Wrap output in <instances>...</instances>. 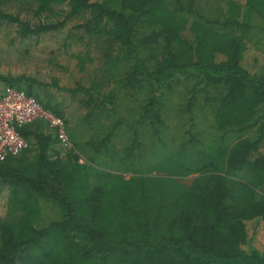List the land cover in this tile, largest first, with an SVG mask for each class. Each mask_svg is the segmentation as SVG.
Returning a JSON list of instances; mask_svg holds the SVG:
<instances>
[{
    "label": "trees",
    "instance_id": "16d2710c",
    "mask_svg": "<svg viewBox=\"0 0 264 264\" xmlns=\"http://www.w3.org/2000/svg\"><path fill=\"white\" fill-rule=\"evenodd\" d=\"M9 1L0 24L14 22L19 39L74 20V43L94 46L100 64L68 89L82 145L63 150L39 118L18 127L28 148L0 162V264H264L248 232L264 226V75L245 64L264 57L251 41L264 0L213 2L215 17L199 0H22L17 14ZM91 52L72 54L68 73L85 72ZM0 83L60 117L69 139L82 132L48 84ZM89 145L82 162L75 150Z\"/></svg>",
    "mask_w": 264,
    "mask_h": 264
},
{
    "label": "rangeland",
    "instance_id": "374dc122",
    "mask_svg": "<svg viewBox=\"0 0 264 264\" xmlns=\"http://www.w3.org/2000/svg\"><path fill=\"white\" fill-rule=\"evenodd\" d=\"M213 2H218L221 5L225 3L224 0H199V5L203 8H207L205 14L210 17H215L216 14L212 8L210 9ZM24 3L25 1L22 0H10L6 6V10L12 14H17L22 11V7H28L22 5ZM75 22L74 20L71 22L68 20L62 28L54 32H43L40 35H32L24 39H19L15 36L16 24L14 22L0 24V74L13 76L25 75L48 84L49 86L44 87L43 90L49 91V98L59 103L64 114H73L74 119L83 112V109L77 104L78 101L76 102V95L78 94L73 95L68 89L72 88V86H76L78 83L88 85L91 76L96 69H98L100 64V55L95 51V47L91 46L87 50L90 51L92 49L89 55L94 57V62L87 66L85 72L78 73L74 70L72 74L68 73L73 70V67L75 68V58L72 57V54H76L81 49L87 51L86 47L82 48L83 45L79 43L81 41L78 42V45L74 43L73 37L77 32L76 27H73ZM256 23L260 26V30H258L260 32L255 34L251 41L254 43L255 48L257 47L264 52V31L261 30L264 28V24L260 19H256ZM67 34L68 36H66ZM71 42L73 44H71ZM256 49L252 48L246 51L245 55L248 56L250 54L251 56L253 53L255 54ZM261 51L259 52L263 54ZM246 61L245 64H247L251 72L264 75V57L256 61L253 67H250L249 60ZM55 83L57 86L53 85ZM0 86L3 87V84L0 83ZM41 92L42 90L38 93ZM42 97L43 100L46 99L45 95ZM74 123L75 121L70 125ZM183 126L185 127L186 124ZM72 127L74 130L78 129L82 131L79 132L76 130V134L74 133V139L76 140L70 138L72 143L71 148L73 149L72 141L79 145H82L86 141H83L85 138L80 135L83 134L86 125L84 123L79 125L77 121ZM53 132L54 131H52L51 134ZM78 136H80V139ZM114 142L117 143L116 140H114ZM261 148L264 149V143ZM94 149L95 146L89 145L84 153L83 151L81 152V150L75 151L80 155L81 161L84 162L87 155L94 154ZM157 174L161 175L163 173ZM122 176L128 178L131 176V173L125 172L122 173ZM194 176H196V174H189L183 178H177L176 180L179 183L189 184ZM6 211V190L4 187L0 186V220L6 217ZM248 228L249 237L253 236L252 243L258 246L259 249L264 248L263 223L261 222L255 225L253 222H249Z\"/></svg>",
    "mask_w": 264,
    "mask_h": 264
},
{
    "label": "built area",
    "instance_id": "2783aa9c",
    "mask_svg": "<svg viewBox=\"0 0 264 264\" xmlns=\"http://www.w3.org/2000/svg\"><path fill=\"white\" fill-rule=\"evenodd\" d=\"M39 118L55 129L63 150L72 147L63 120L44 109L34 96L10 85L0 89V162L7 157H16L28 148V141L18 127Z\"/></svg>",
    "mask_w": 264,
    "mask_h": 264
}]
</instances>
